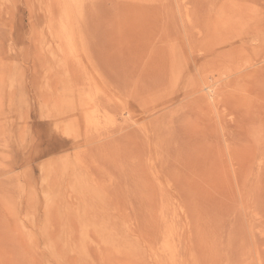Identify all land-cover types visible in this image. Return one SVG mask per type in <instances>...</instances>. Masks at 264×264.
<instances>
[{"label":"rangeland","instance_id":"rangeland-1","mask_svg":"<svg viewBox=\"0 0 264 264\" xmlns=\"http://www.w3.org/2000/svg\"><path fill=\"white\" fill-rule=\"evenodd\" d=\"M0 264H264V0H0Z\"/></svg>","mask_w":264,"mask_h":264},{"label":"bare ground","instance_id":"bare-ground-1","mask_svg":"<svg viewBox=\"0 0 264 264\" xmlns=\"http://www.w3.org/2000/svg\"><path fill=\"white\" fill-rule=\"evenodd\" d=\"M194 218V217H193ZM193 244V243H192Z\"/></svg>","mask_w":264,"mask_h":264}]
</instances>
